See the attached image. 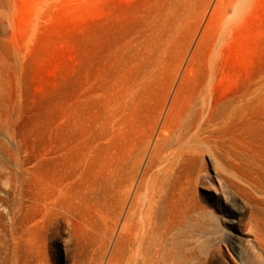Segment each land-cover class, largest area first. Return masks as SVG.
<instances>
[{
	"label": "rangeland",
	"instance_id": "1",
	"mask_svg": "<svg viewBox=\"0 0 264 264\" xmlns=\"http://www.w3.org/2000/svg\"><path fill=\"white\" fill-rule=\"evenodd\" d=\"M0 264H264V0H0Z\"/></svg>",
	"mask_w": 264,
	"mask_h": 264
},
{
	"label": "bare ground",
	"instance_id": "2",
	"mask_svg": "<svg viewBox=\"0 0 264 264\" xmlns=\"http://www.w3.org/2000/svg\"><path fill=\"white\" fill-rule=\"evenodd\" d=\"M170 194L171 195L170 196L168 195L166 199L171 200L173 206H176L178 201L181 198H184L186 210H190L191 205H192V200H193V194H192V190L190 189V187L186 188V187L181 186V188H177V186H173Z\"/></svg>",
	"mask_w": 264,
	"mask_h": 264
}]
</instances>
